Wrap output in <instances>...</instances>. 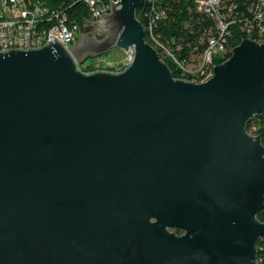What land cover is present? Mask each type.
Returning <instances> with one entry per match:
<instances>
[{
	"label": "water",
	"instance_id": "water-1",
	"mask_svg": "<svg viewBox=\"0 0 264 264\" xmlns=\"http://www.w3.org/2000/svg\"><path fill=\"white\" fill-rule=\"evenodd\" d=\"M142 4L109 0L69 49L0 50V264H255L264 43L175 78ZM112 49L131 63L81 68Z\"/></svg>",
	"mask_w": 264,
	"mask_h": 264
},
{
	"label": "trees",
	"instance_id": "trees-1",
	"mask_svg": "<svg viewBox=\"0 0 264 264\" xmlns=\"http://www.w3.org/2000/svg\"><path fill=\"white\" fill-rule=\"evenodd\" d=\"M256 2L257 0L225 1L228 7L234 8L228 17L235 22L229 27L230 35L227 36L226 51L220 54L219 57L209 55L204 65L206 68H213L214 65L228 59L232 48L241 39L248 36L241 27L247 21L254 25V12L252 10ZM75 8L78 11L77 22L80 24L81 30H83V17L87 15V12L80 4ZM136 17L143 25L144 30L147 31L145 40L156 49L160 58L169 66L175 78L202 82L212 75V70H207L206 76L200 79L183 73L179 67L180 64L186 68H194L206 49L209 38L216 35L215 19L197 10L194 0H152L151 2L144 0L141 8L136 12ZM249 37L254 38L253 35H249ZM165 50L172 54L178 63H175L165 53ZM81 68L84 71H92L90 68H85L83 64ZM246 130L251 135L259 136L264 146V115L254 117L249 121ZM257 218L259 221L264 222V209L258 212ZM256 248L255 264H264V237L258 238Z\"/></svg>",
	"mask_w": 264,
	"mask_h": 264
},
{
	"label": "built area",
	"instance_id": "built-area-1",
	"mask_svg": "<svg viewBox=\"0 0 264 264\" xmlns=\"http://www.w3.org/2000/svg\"><path fill=\"white\" fill-rule=\"evenodd\" d=\"M225 1L194 0L197 10L215 19L216 35L209 38L208 45L194 68H186L179 64L183 73L202 79L206 76L207 70L213 69L204 66L207 55L217 56L224 53V40L230 35L229 27L234 22L228 17L234 8L228 7ZM78 4L87 12L83 17V27H86L97 22V16L107 7L109 0H0V42H7L8 45L17 48L32 44L33 40H41V46L45 41L52 39L61 43L59 37L53 36V28H64L69 36V43L61 44L69 49L68 46L75 44L82 33L81 26L77 22L78 11L75 8ZM252 11L254 25L252 24V29H248L245 33L264 34V0H257ZM124 52L128 53V60L118 70L128 66L132 61V49ZM165 53L177 62L172 54L166 50Z\"/></svg>",
	"mask_w": 264,
	"mask_h": 264
},
{
	"label": "bare ground",
	"instance_id": "bare-ground-1",
	"mask_svg": "<svg viewBox=\"0 0 264 264\" xmlns=\"http://www.w3.org/2000/svg\"><path fill=\"white\" fill-rule=\"evenodd\" d=\"M113 2H117V0H111ZM144 3V0H143ZM109 11V4L107 5L106 8H104L103 10H101V13H107ZM100 15L97 16V20L99 19ZM237 20V19H236ZM242 20V19H241ZM240 20V21H241ZM235 22V21H234ZM234 22H232V24H234ZM242 22V21H241ZM243 25V24H242ZM148 28V27H147ZM242 30L244 32H248V29H252V24L249 22H245L244 26L241 27ZM146 31V30H145ZM247 38H251L249 37V35H253L254 38H251L253 40H255L258 43H264V34H247ZM53 36H57L59 37V40L61 41V43H69V36L65 33L64 28H53ZM155 39V38H154ZM157 40V39H156ZM159 41V40H158ZM153 42V41H152ZM160 42V41H159ZM154 43V42H153ZM227 43V36H226V40H224V52L226 51V44ZM160 44V43H159ZM35 48V47H41V40H33L32 44L29 45H25L22 48L26 49V48ZM158 47V46H157ZM9 48H17L16 46H12V45H8L7 42H0V50H4V49H9ZM228 50V49H227ZM231 52V51H230ZM225 55V54H224ZM209 55H207V57L204 59V65L206 64L207 58ZM101 58V57H98ZM174 63V62H173ZM177 63V62H175ZM97 70V69H95ZM258 263V262H257Z\"/></svg>",
	"mask_w": 264,
	"mask_h": 264
},
{
	"label": "rangeland",
	"instance_id": "rangeland-1",
	"mask_svg": "<svg viewBox=\"0 0 264 264\" xmlns=\"http://www.w3.org/2000/svg\"><path fill=\"white\" fill-rule=\"evenodd\" d=\"M220 56L219 54L217 55ZM86 60L83 65L85 68H90L92 70H108V71H117L123 65L127 63L128 53L121 50L112 49L107 54L101 56V58Z\"/></svg>",
	"mask_w": 264,
	"mask_h": 264
},
{
	"label": "flooded vegetation",
	"instance_id": "flooded-vegetation-1",
	"mask_svg": "<svg viewBox=\"0 0 264 264\" xmlns=\"http://www.w3.org/2000/svg\"><path fill=\"white\" fill-rule=\"evenodd\" d=\"M83 33H84V32H83V30H82V33H81V35H82ZM81 35H80V37H81ZM80 37H79V39H80ZM79 39H78V41H79ZM78 41H77V42H78Z\"/></svg>",
	"mask_w": 264,
	"mask_h": 264
}]
</instances>
